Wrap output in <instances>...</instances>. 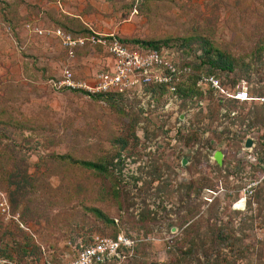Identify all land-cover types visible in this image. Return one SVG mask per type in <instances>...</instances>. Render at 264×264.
Returning a JSON list of instances; mask_svg holds the SVG:
<instances>
[{
	"label": "rangeland",
	"instance_id": "374dc122",
	"mask_svg": "<svg viewBox=\"0 0 264 264\" xmlns=\"http://www.w3.org/2000/svg\"><path fill=\"white\" fill-rule=\"evenodd\" d=\"M55 29L132 50L143 47L131 40L157 42L188 74L173 92L132 87L111 106L57 89L64 69L93 84L109 59L87 43L69 53ZM208 48L232 70L210 68ZM200 74L245 82L250 101L178 95ZM56 156L112 161L117 180ZM190 217L204 247L212 224L234 236L220 264H264V0H0V259L59 261L95 236H122L131 244L116 264H168L188 247Z\"/></svg>",
	"mask_w": 264,
	"mask_h": 264
},
{
	"label": "built area",
	"instance_id": "2783aa9c",
	"mask_svg": "<svg viewBox=\"0 0 264 264\" xmlns=\"http://www.w3.org/2000/svg\"><path fill=\"white\" fill-rule=\"evenodd\" d=\"M61 48L69 53L72 49L84 44L102 48L108 55L109 64L105 70L95 75L93 84L75 79L69 70L64 69L53 83L57 89L77 91L90 96L98 94L122 93L132 87L146 85L163 86L170 92L181 77L188 74V68L177 67L166 61L157 51L136 48L122 44L112 36L91 35L88 37L71 36L60 29L52 31ZM195 89L202 95L210 93L214 98L232 100L236 103L250 101L248 92L242 85L222 86L214 76H199L194 83ZM131 242L117 236L106 238L95 236L88 246L72 247L71 257L49 262L40 260L37 264H100L117 256L119 249H125ZM68 247L69 244H67ZM19 264V263H14Z\"/></svg>",
	"mask_w": 264,
	"mask_h": 264
},
{
	"label": "trees",
	"instance_id": "16d2710c",
	"mask_svg": "<svg viewBox=\"0 0 264 264\" xmlns=\"http://www.w3.org/2000/svg\"><path fill=\"white\" fill-rule=\"evenodd\" d=\"M94 35L92 33H89L87 31H85L84 33H82L81 35H76V36H81V37H88ZM118 39V38H117ZM119 42H121L122 44H128L129 42H125L124 40H120L118 39ZM130 43H132V46H140L143 47V49H150V50H158V43L157 42H143V41H139V40H131ZM129 45V44H128ZM158 52V51H157ZM204 53L206 55H208L206 57V62L208 64V66L210 68H215L218 69L220 71H231L232 70V64L230 61H228L225 57H223L221 54L216 53V54H211V50L210 48L204 50ZM199 76H214L215 78L218 79L220 85L222 86H226L224 85V80L216 75V74H200L197 75L195 77L192 76V81H191V87H187L184 90H180L178 89V95H183L182 97H188L191 96L193 94H200V92H198L195 88H194V83L195 80L199 77ZM230 86H234V85H242V87L248 92V88L245 82L243 81H235L229 84ZM147 87H151L152 91H158V92H165V87L163 86H147ZM76 92V91H75ZM130 92V90L126 91V92H122V93H112V94H98V95H94V96H88L86 94L87 97L93 99V100H97V101H105L107 103V105L111 106V103L114 102L115 100H118L119 98L125 96L126 94H128ZM85 95V94H84ZM206 95L212 96L210 93H207ZM215 101L218 103L221 102H234L232 100H221L219 98H215ZM236 103V102H235ZM194 138L195 135L191 134ZM191 138H188L187 141H190ZM121 143V146L123 147V145H125V142L123 143L122 140L120 139H116ZM116 158L119 157V154L117 153L115 155ZM57 160H61V161H66L69 164L78 166L80 168H83L85 170H89L92 172H95L96 174L99 175H104V176H109L112 177L113 181L117 180V177H113L114 174V165L112 164V161L109 162H92V161H82V160H73L70 157L67 156H56L55 157ZM205 186V184L203 185ZM192 187H188V189H191ZM110 196L112 197V199H117V197L119 196V192L117 190V188L113 187L111 190ZM90 213L98 220H100L102 223L106 224V225H113V221L110 220L109 218H107L102 212H100L98 209L95 208H91L89 209ZM194 217V216H193ZM192 217L189 218V220ZM210 217L208 216V219ZM199 220H190V222L187 224V226L185 227L186 232H193L192 236L189 238L188 240V247L184 250H180V248H178L177 246L175 247V253L173 254L172 257L169 258L168 264H185L186 261H196L199 262V260H201V263L204 264H220L221 261L218 260V255L221 254L223 247H219L224 246L226 247L227 245L229 247L232 246V241L234 239V236L232 235V233L230 232V230H227L226 227L221 226V227H214V224L211 225V228L209 226H207V236H209L210 239V243L211 246L210 247H204L201 244L202 238L203 237V232L201 233V230L199 229ZM116 236H113V238H115ZM92 240V238H91ZM91 240L88 241V243H79L73 247L77 248L79 245L81 246H88L91 243ZM214 246H215V251H214ZM127 249H119L117 251V256L113 257L112 259H110L107 262H103L100 264H116L120 258L122 260L125 259V252ZM213 251V252H212ZM200 253L199 256H197V253ZM74 251L71 252V255L69 257H71L73 255ZM211 254H215L216 256H211ZM202 258V259H201ZM40 261V260H39ZM39 261L37 262H32V263H25L22 261H16L14 263H19V264H37ZM45 261H49L51 262V260H45ZM52 262H56V261H52ZM12 263L10 260L8 259H0V264H14Z\"/></svg>",
	"mask_w": 264,
	"mask_h": 264
},
{
	"label": "water",
	"instance_id": "95a60500",
	"mask_svg": "<svg viewBox=\"0 0 264 264\" xmlns=\"http://www.w3.org/2000/svg\"><path fill=\"white\" fill-rule=\"evenodd\" d=\"M251 146V141L250 140H245L244 142V147L245 148H248ZM221 158H222V155L219 151H214L213 154H212V159L214 161V163L217 165V166H220L221 165ZM182 165H184V160H182Z\"/></svg>",
	"mask_w": 264,
	"mask_h": 264
}]
</instances>
